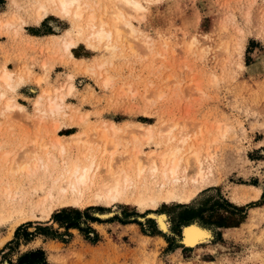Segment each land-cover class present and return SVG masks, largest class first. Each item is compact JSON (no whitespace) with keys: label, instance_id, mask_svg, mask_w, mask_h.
Wrapping results in <instances>:
<instances>
[{"label":"rangeland","instance_id":"374dc122","mask_svg":"<svg viewBox=\"0 0 264 264\" xmlns=\"http://www.w3.org/2000/svg\"><path fill=\"white\" fill-rule=\"evenodd\" d=\"M34 1L0 0V75L9 70L16 85L0 86V209L23 206L22 217L30 218L21 223L14 213L0 221V264L36 248L51 264H264V202L262 195L251 198L253 186L264 190V0H139L140 11L103 3L122 11L135 29L121 24L114 48L87 41L69 17L50 13L37 24ZM72 38L77 46L69 52L65 43ZM48 94L61 103L60 112L48 111ZM8 98L24 110L7 108ZM106 121L119 125L109 142L100 141ZM140 123L152 125L151 138L139 132ZM105 147L102 166L111 161L116 168L138 149L160 156L175 148L182 165L191 158L186 179L197 166L196 152L206 179L184 184L181 172L174 186L196 191L188 201L59 204L51 217L43 214L53 202L42 208L38 201L56 191L53 177L84 152L99 159ZM8 184L17 189L15 202L4 191ZM147 186L134 184L129 195L161 189ZM216 201L214 213L236 226L205 223L214 221L209 208ZM63 209L79 211L81 226L93 228L99 240L61 227L53 214ZM158 213L166 214L168 230L159 228ZM189 223L210 236L184 250L182 228ZM38 226L61 235L38 233ZM29 232L35 235L28 241Z\"/></svg>","mask_w":264,"mask_h":264},{"label":"bare ground","instance_id":"6f19581e","mask_svg":"<svg viewBox=\"0 0 264 264\" xmlns=\"http://www.w3.org/2000/svg\"><path fill=\"white\" fill-rule=\"evenodd\" d=\"M34 2L36 3L35 22L37 24L45 20L50 13L57 14L59 17H69L74 23L80 36L84 37L89 42H96V44L104 43L107 48H114L116 46V42L121 37V24L124 23L125 26H127L132 32H134L135 29L133 24L126 19L122 11L117 10L111 12L107 9V6H103V3L107 5V3L110 2L118 8L120 6H125L136 11H140L143 8V5L139 0H35ZM110 7L112 6L110 5ZM96 44L94 46H96ZM76 46L77 42L74 38L65 43V48L69 52H71L72 48ZM1 83L5 84L12 90L16 89V85L13 83L12 73L7 69L0 75V86ZM105 84H108V80L105 81ZM74 87L75 86L73 84L69 86V93L74 90ZM1 92V98H4L5 92ZM60 98V100H64V96H61ZM37 104L39 105L40 101H37ZM6 106L7 108L20 110H24L25 108L24 105L9 98L6 101ZM61 106L62 105L57 101V98H53L50 94H48V111L51 113H58L62 110ZM41 112L42 114L46 113V111ZM138 126L140 128L139 132L143 135V137L146 139L151 138L153 133V131L151 133L150 129L152 126L151 124L145 125L140 123ZM118 130L119 125L117 123L113 121L108 123L106 121L105 125L99 129L100 141L109 142L111 134H116ZM57 143L62 145L61 141H58ZM191 148L192 146H190V149ZM106 151L107 149L105 147L104 151L100 153L99 159L89 151L84 152L80 158L77 160L73 159L74 161L69 166H65L64 171H59L56 177H53V184H55V186L52 187H55L56 191L53 192V188L48 189L38 201V204L41 205L42 208L45 207V202H53L52 205L50 204L51 206L49 208L42 209L43 214L47 217H51V214L54 211V206L59 204L87 205L96 201H105L106 204L117 201L137 202L142 204L147 199L155 202L158 197L167 201L171 199L188 201L193 197V195H195L196 191H189V189L184 188L179 191L174 186L180 182L181 176L179 175L181 172L183 171L186 174L184 176V184H200L206 179V173L202 168L203 166L201 167L202 160L200 161L196 152L193 155L194 162L197 163V166L194 167V173L190 175V179H186V176H189V173L186 171L187 165L190 163L191 158L188 156L186 159V166L182 165L181 159L177 156V149L175 148L166 149L163 153L160 151L162 153L160 156H144L141 155L142 151L138 149L136 152H133L128 156L125 165L116 168L113 167L114 165L111 161H108L103 164V169L102 160ZM133 159H135V165L132 162ZM28 168L29 165L25 164L20 167L19 170H27ZM103 170L105 171L104 174H102ZM134 184H140L144 186V188L148 184H159L161 189L158 192V195L150 192L140 194L138 192L136 193V190V194L131 196L129 195V189ZM4 188L9 203L14 201L17 196V192H15L17 189H14V191L10 184ZM253 189L254 193L251 198L259 199L263 192L262 188L260 186H253ZM11 211L12 210H10V208L2 207V209H0V221L2 222L5 219L7 220L8 216L11 217L14 213H18L19 215L21 214V223L30 219L28 217H22L24 212L23 206L20 208H14V210L12 212ZM153 215L157 218L159 223L158 225H160L159 228L164 231L168 230L167 228L169 223L166 214L158 213ZM103 216H107V214ZM29 217L33 218L35 215L32 213ZM183 234L184 237L182 242L184 245L194 247L197 243L207 241L210 236V231L197 223H191L184 226ZM1 243L2 241L0 244Z\"/></svg>","mask_w":264,"mask_h":264},{"label":"trees","instance_id":"16d2710c","mask_svg":"<svg viewBox=\"0 0 264 264\" xmlns=\"http://www.w3.org/2000/svg\"><path fill=\"white\" fill-rule=\"evenodd\" d=\"M264 202V190H263V193H262V198H261ZM259 201H256V202H250L249 204H247L246 206H255L258 204ZM221 203L219 201H216L214 203V205L209 208L211 210V212H215L216 209H215V206H219ZM231 205V204H229ZM236 207V206H235ZM91 208V207H90ZM243 208L244 206H240V207H236V210H239V211H243ZM80 212L79 211H71V210H61L59 212H55L53 214V219L55 221H57L61 227H65L66 230H69L71 228H78L80 229L82 232H84V234H86L88 237V239L95 243L99 240V235L98 233L93 229L91 228L90 226H87L86 228L82 227L81 224H80ZM212 219L214 218V221L213 222H205V223H208V224H215L216 226L218 227H232V226H236V225H232L230 221L226 222L225 221V216H223L222 214H219V213H214L211 215ZM243 218L244 217H241L240 220H238L239 224L243 221ZM89 219H91L92 221H96L98 220V218H95V217H92V216H89ZM31 222H28V224H30ZM22 229V225H20L16 231H15V238H18L19 236V233H20V230ZM40 231L42 232H38V233H42L46 236H50V237H53V238H57L61 235V233H59L57 230H52L51 228L47 227V226H38V228ZM93 232L94 233V236L91 237L89 234ZM28 237V241L31 239L30 237L34 236L35 235V232H29L27 233ZM12 241H10V243H12ZM188 249L187 247H184V250ZM4 251V250H2ZM10 264H51L49 261H48V258H47V254L45 252L44 249L42 248H36V249H32V250H29L25 253H23L22 255L19 256L18 260L16 263L10 261Z\"/></svg>","mask_w":264,"mask_h":264},{"label":"crops","instance_id":"0c3cea01","mask_svg":"<svg viewBox=\"0 0 264 264\" xmlns=\"http://www.w3.org/2000/svg\"><path fill=\"white\" fill-rule=\"evenodd\" d=\"M32 36L37 37V38L45 37V35H36V34H34V35H32ZM190 224H191V223H190Z\"/></svg>","mask_w":264,"mask_h":264},{"label":"water","instance_id":"95a60500","mask_svg":"<svg viewBox=\"0 0 264 264\" xmlns=\"http://www.w3.org/2000/svg\"><path fill=\"white\" fill-rule=\"evenodd\" d=\"M189 224H190V223H189ZM183 237H184V234H183V228H182V237H181V241H180V243L184 245V243L182 242ZM184 246H185V245H184ZM186 247H187V246H186Z\"/></svg>","mask_w":264,"mask_h":264}]
</instances>
